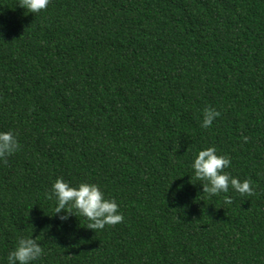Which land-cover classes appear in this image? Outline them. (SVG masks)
Returning a JSON list of instances; mask_svg holds the SVG:
<instances>
[{"label": "trees", "instance_id": "obj_1", "mask_svg": "<svg viewBox=\"0 0 264 264\" xmlns=\"http://www.w3.org/2000/svg\"><path fill=\"white\" fill-rule=\"evenodd\" d=\"M205 109L220 115L201 127ZM0 264H264V0H0ZM247 137V140L244 138ZM215 147L251 195L209 197L191 168ZM100 186L102 230L48 199ZM232 198L224 203V196Z\"/></svg>", "mask_w": 264, "mask_h": 264}, {"label": "clouds", "instance_id": "obj_2", "mask_svg": "<svg viewBox=\"0 0 264 264\" xmlns=\"http://www.w3.org/2000/svg\"><path fill=\"white\" fill-rule=\"evenodd\" d=\"M49 0H19V6L28 13L44 10ZM220 113L214 109H205L201 127H210ZM247 140V137L244 138ZM19 147L12 130L0 131V159L13 154ZM231 164L230 158L218 155L215 147L199 150L191 163L194 178L202 182L203 193L209 197L228 193L231 188L241 195H251L250 181L239 180L226 172ZM48 199L56 203L55 214L65 213L59 218L67 220L70 215L83 216L88 220L87 228L102 230L106 225H115L123 220L114 198L106 197L100 186L94 183L80 182L73 186L58 177L52 183ZM224 203L231 204L232 198L224 196ZM44 255V248L32 237H20L7 255V264H33Z\"/></svg>", "mask_w": 264, "mask_h": 264}]
</instances>
